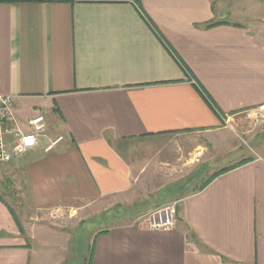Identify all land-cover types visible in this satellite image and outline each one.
<instances>
[{
	"label": "crops",
	"instance_id": "1",
	"mask_svg": "<svg viewBox=\"0 0 264 264\" xmlns=\"http://www.w3.org/2000/svg\"><path fill=\"white\" fill-rule=\"evenodd\" d=\"M0 94L15 96L12 125L46 120L0 165L32 210L129 200L153 161L194 155L264 106V0L0 1ZM135 146L156 152L138 165ZM3 193L0 264H69L65 232L18 225ZM172 202L174 228L104 229L87 264H264L263 157Z\"/></svg>",
	"mask_w": 264,
	"mask_h": 264
},
{
	"label": "rangeland",
	"instance_id": "2",
	"mask_svg": "<svg viewBox=\"0 0 264 264\" xmlns=\"http://www.w3.org/2000/svg\"><path fill=\"white\" fill-rule=\"evenodd\" d=\"M195 139L208 143L203 136ZM128 149L127 156L137 160L138 165H143L142 158L149 156L146 153L156 152L155 148L145 150L135 146ZM177 154L169 156L168 164L153 161L150 164L152 172L142 174L137 190L126 201L106 198L83 208L70 205L37 212L25 203L19 189L13 191V182L4 178V173L0 175V183L7 186L0 184V190L26 227L49 226L65 232L59 247L70 253L69 264H87L96 233L118 224L143 222L149 212L196 191L214 174L255 158H264V106L239 115L226 132L211 138V145L199 148L194 155Z\"/></svg>",
	"mask_w": 264,
	"mask_h": 264
},
{
	"label": "built area",
	"instance_id": "3",
	"mask_svg": "<svg viewBox=\"0 0 264 264\" xmlns=\"http://www.w3.org/2000/svg\"><path fill=\"white\" fill-rule=\"evenodd\" d=\"M15 96L0 94V165L8 163L14 157L25 154L38 143L39 136L46 129L43 115H37L30 121V131H23L11 124L14 120ZM63 140V136L55 138L47 150L53 149ZM178 202H172L148 213L143 222L152 230H168L177 224Z\"/></svg>",
	"mask_w": 264,
	"mask_h": 264
},
{
	"label": "trees",
	"instance_id": "4",
	"mask_svg": "<svg viewBox=\"0 0 264 264\" xmlns=\"http://www.w3.org/2000/svg\"><path fill=\"white\" fill-rule=\"evenodd\" d=\"M0 1H39V2H42V1H49V2H52V1H55V0H0ZM61 1H63V0H61ZM217 24H220L219 22L218 23H215V22H213V23H210V24H208V26H213V25H217ZM249 161H251V160H249ZM246 162H248V161H246ZM246 162H243L242 164H244V163H246ZM242 164H240V165H242ZM240 165H238V166H240ZM237 167V166H236ZM232 168H235V167H232ZM232 168H229V169H225V170H222V171H220L219 173H216V174H214L211 178H209L207 181H205V183H203V185L202 186H200L199 188H198V190H201V189H203L205 186H207L215 177H217L218 175H220V174H222V173H224V172H226V171H228V170H230V169H232ZM1 184V183H0ZM1 185H3V187H5L6 188V184H1ZM12 211V214H13V216H14V218L16 219V221L18 222V225H20V219H19V217H18V215H17V213L12 209L11 210ZM21 227V226H20Z\"/></svg>",
	"mask_w": 264,
	"mask_h": 264
}]
</instances>
